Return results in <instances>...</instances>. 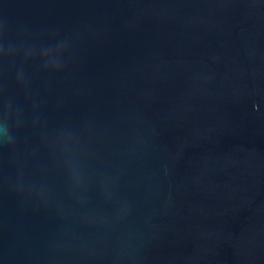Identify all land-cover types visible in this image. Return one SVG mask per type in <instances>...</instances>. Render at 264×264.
<instances>
[{"label":"water","instance_id":"95a60500","mask_svg":"<svg viewBox=\"0 0 264 264\" xmlns=\"http://www.w3.org/2000/svg\"><path fill=\"white\" fill-rule=\"evenodd\" d=\"M0 264H264V0H0Z\"/></svg>","mask_w":264,"mask_h":264}]
</instances>
